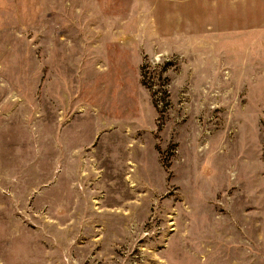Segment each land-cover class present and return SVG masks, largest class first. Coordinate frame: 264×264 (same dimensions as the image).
Returning a JSON list of instances; mask_svg holds the SVG:
<instances>
[{"label": "rangeland", "instance_id": "rangeland-1", "mask_svg": "<svg viewBox=\"0 0 264 264\" xmlns=\"http://www.w3.org/2000/svg\"><path fill=\"white\" fill-rule=\"evenodd\" d=\"M0 264H264V0H0Z\"/></svg>", "mask_w": 264, "mask_h": 264}]
</instances>
